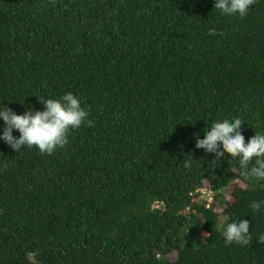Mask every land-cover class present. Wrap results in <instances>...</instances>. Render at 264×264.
Returning a JSON list of instances; mask_svg holds the SVG:
<instances>
[{
	"label": "trees",
	"instance_id": "obj_1",
	"mask_svg": "<svg viewBox=\"0 0 264 264\" xmlns=\"http://www.w3.org/2000/svg\"><path fill=\"white\" fill-rule=\"evenodd\" d=\"M214 4L0 0V109L71 92L93 122L51 155L0 140V264H264V180L195 147L223 120L264 134V0L243 19ZM241 220L251 243L226 246Z\"/></svg>",
	"mask_w": 264,
	"mask_h": 264
},
{
	"label": "clouds",
	"instance_id": "obj_2",
	"mask_svg": "<svg viewBox=\"0 0 264 264\" xmlns=\"http://www.w3.org/2000/svg\"><path fill=\"white\" fill-rule=\"evenodd\" d=\"M255 3L256 0H215L214 9L227 16L238 14L243 19ZM209 35L222 33L213 28L209 30ZM39 101L44 105L43 111L28 110L23 115H18L9 107L0 109V119L5 123L0 140L16 152L35 146L42 154L51 155L58 148L67 145L72 130L79 129L84 124L93 126V122L88 119L89 113L81 107L80 99L71 92L56 100ZM243 123L240 118L215 122L210 130L205 131L203 139L196 137L195 147L214 154L216 160L223 158L225 154L233 159H239L241 174L245 181L264 180V134L256 133L246 143L242 134ZM14 130L20 133L19 138L13 135ZM185 166L190 165L186 163ZM262 203L264 202L253 201L250 207L258 212ZM204 236L206 238L208 234L205 233ZM223 236L226 246L233 243L249 245L252 240L250 224L247 220L228 223ZM258 242L264 244V234L258 237Z\"/></svg>",
	"mask_w": 264,
	"mask_h": 264
},
{
	"label": "rangeland",
	"instance_id": "obj_3",
	"mask_svg": "<svg viewBox=\"0 0 264 264\" xmlns=\"http://www.w3.org/2000/svg\"><path fill=\"white\" fill-rule=\"evenodd\" d=\"M216 193L210 192L209 189L204 188L201 190V197L203 200L207 201V202H211L214 197L216 196ZM221 198H219V201H217V206H216V210L218 211V213H222L223 209L225 208V206L227 205L228 201L231 198V190H226V191H221L220 192ZM189 234H190V238L193 241H197V240H203V236L200 234V236L198 234H196L194 229H190L189 230ZM176 258V255L172 257V259Z\"/></svg>",
	"mask_w": 264,
	"mask_h": 264
}]
</instances>
